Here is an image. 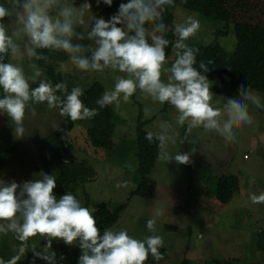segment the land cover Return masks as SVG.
I'll return each instance as SVG.
<instances>
[{
	"label": "clouds",
	"instance_id": "clouds-1",
	"mask_svg": "<svg viewBox=\"0 0 264 264\" xmlns=\"http://www.w3.org/2000/svg\"><path fill=\"white\" fill-rule=\"evenodd\" d=\"M101 3L111 7L114 0H95L97 7ZM169 7H175V0H127L120 2L108 19L93 16L89 23L85 17L92 11L91 0L78 5L76 0L74 4L66 0L0 2V114L11 119L16 137L25 135L26 111L31 108L35 112L33 105L59 109L62 117L76 122L94 118L105 107L119 109L121 103H131L140 93L176 110L175 124L185 128L181 144H195L192 133L199 128L218 134L226 144L235 143L236 129L253 123L249 106L264 108V103L253 90L240 85L238 98H226L222 108L214 107L212 84L204 74L212 61H201L197 68L199 49L187 43L197 36L200 22L191 16L175 22L176 39L169 41L163 16ZM170 44L175 55L171 63L166 53ZM45 52L66 54L82 73H111L114 87L96 100L98 108L87 107L81 99V87L69 91L66 83L53 84L43 78L38 62L47 61ZM25 55L28 71L21 62ZM144 112L151 115L150 108ZM158 127V132L147 131L145 136L149 143H157L158 159L191 165L196 148L172 153L169 149L177 143L178 133L169 121H160ZM128 183L115 187H127ZM56 187V177L47 173L22 184L0 178V234L11 233L19 241L15 255L7 261L0 259V264H18L29 251L30 264L38 259L60 264L65 257L57 258L53 241L79 247L78 264H146L149 256L155 261L164 259L160 252L164 239L156 234L157 218L164 215V209L157 208L147 220L146 227L153 234L144 239L130 236L125 229L101 232L92 211L69 192L57 198ZM249 199L253 204H264V192L249 193ZM37 238L44 241L42 246Z\"/></svg>",
	"mask_w": 264,
	"mask_h": 264
},
{
	"label": "rangeland",
	"instance_id": "rangeland-1",
	"mask_svg": "<svg viewBox=\"0 0 264 264\" xmlns=\"http://www.w3.org/2000/svg\"><path fill=\"white\" fill-rule=\"evenodd\" d=\"M66 2L74 4L75 0H66ZM81 2L82 0H76L77 5ZM91 3L92 11L85 17L89 23L93 16L99 17L102 11V3L99 7L96 6L95 0H91ZM181 12L183 11H180V7L175 9L174 23L183 22L191 16L198 19L201 25L197 36L187 41L191 47L197 48L203 41L212 44L215 32L223 28L221 21L207 19L198 13L183 12L182 14ZM173 26L171 30L175 40ZM215 42L227 54H231L235 49L236 42L231 33L217 38ZM82 43L87 45L91 42ZM174 59L173 49L169 58L170 63ZM21 62L28 71L29 60L26 55ZM50 64L61 73L62 82L67 84L69 91L74 86L88 87L94 82L101 84L104 92L114 87L111 73H82L70 62L67 55L65 61L50 62ZM43 71V78L47 79L46 71L44 69ZM164 79L166 80V76ZM210 83L214 107L222 108L226 98L239 97V87ZM254 94L264 103V95L256 92ZM32 107L35 108V112L31 108L26 111L25 135L22 138L16 137L15 125L12 123L11 140L16 144L19 152L16 156L7 158L4 167L0 170V178L7 181L14 179L22 184L27 180L41 179L43 173L54 175L57 180L58 167L43 166L38 161L35 151L43 139L61 126L62 116L59 114V109H48L46 104ZM110 107L118 118L113 137V140L118 142L112 150L106 151L90 146L86 139L89 120L73 122L72 130L63 136L62 139L71 146L74 162L84 161L93 170L91 179L74 181L67 191L76 196L92 213L101 204H106L109 210L119 205H126L119 220L110 229L114 231L125 229L130 236L137 239H144L153 234L147 229L146 222L153 218L157 208L164 209V215L157 218L156 234L160 235L163 232L164 225L174 226L176 234L173 241L163 237L165 250L160 248V252L164 259L155 261L149 256L146 264H179L184 257L193 264L217 261L264 264V252L257 250L256 243L257 235L264 233V204H253L249 199V193L259 195L264 192V108L249 106L253 123L236 129L235 143L226 144L218 134L205 132L199 128L194 129L192 133L195 144L187 142L181 144L180 140L184 136L185 128L175 124L177 113L171 105L154 103L150 98L145 99L137 93L131 98V103H121L119 109ZM145 108L151 109L150 116L145 115ZM140 113L145 132H158L160 121H169L173 124L178 136L177 143L170 146L169 150L172 153L190 152L193 147L196 148V152L192 155L193 163L188 166L178 165L175 162L167 164L157 157L148 178L156 183L158 189L150 200L137 196L130 197L131 192L137 187L134 141ZM9 130L7 121L3 118V114H0V135L5 138ZM203 162H206L204 164L206 167L200 165ZM220 165L222 166L220 172L223 175H233L238 178L240 191L225 210L214 213L212 205L208 202V196L213 191L215 178L220 177L218 171L214 175L211 172ZM253 179L254 183H252ZM124 181H129L127 187L119 189L115 187L117 183ZM54 193L57 198L61 196L58 187L54 189ZM36 242L40 246L44 244L39 238ZM18 246L19 241L11 233L0 234V259L9 260L15 255ZM37 250H40V247ZM52 250L56 252L57 258L60 255L65 257L60 264H78V257L81 254L79 247H68L62 241H53ZM31 259L32 253L29 251L18 264H30ZM36 264H45V262L38 259Z\"/></svg>",
	"mask_w": 264,
	"mask_h": 264
},
{
	"label": "trees",
	"instance_id": "trees-1",
	"mask_svg": "<svg viewBox=\"0 0 264 264\" xmlns=\"http://www.w3.org/2000/svg\"><path fill=\"white\" fill-rule=\"evenodd\" d=\"M120 2H127V0H114L111 7L102 3V11L99 16L108 19L117 11ZM178 7H180V11L198 13L207 19L223 23V28L215 32L212 44L203 41L197 47L199 49L197 68H199L201 61L205 64L212 61L211 64H207L210 70L204 73L209 81L234 87L243 85L246 89L264 95V0H175V7H169L163 13L164 22L169 27L165 38L169 41H174L171 27L174 23V11ZM183 12L181 13L183 14ZM229 33L233 35L236 42L235 49L231 54L225 53L215 42L217 38L225 37ZM172 50L170 44L166 49L168 58H170ZM45 55L48 56L47 61L42 60L38 63L46 71L47 79L53 84L62 82L63 76L50 62H63L66 60V55L64 53L48 52H45ZM80 87L84 90V95L81 97L84 104L89 108H98L96 100L104 93L102 85L94 82L88 87L83 85ZM3 118L7 121L10 130L7 131L5 138L0 135V170L4 167L7 158L16 156L19 152L18 147L11 140V134L13 133L11 119L4 114ZM117 119V115L110 106L99 109V114L89 120V127L86 129V139L91 147L110 151L113 146L117 145L118 141L113 140ZM72 128L73 122L67 117H62L61 126L43 139L35 151L38 161L43 166L58 167L56 183L61 196L68 192L67 189L72 182L84 181L93 177V170L86 162H74L70 144L62 139ZM143 128L144 123L141 121L140 113L134 141L137 161L135 175L137 187L135 191L131 192L130 197L137 196L150 200L153 199L158 188L156 183L148 178V175L154 167L159 149L156 142L149 143L146 140V132ZM204 164L206 162L200 165L206 167ZM221 169V165L216 166V169L211 172L212 175L217 171L220 173V177L215 178L213 191L208 196V202L212 205L214 213L225 210L233 197L240 191L238 178L233 175H223L220 172ZM85 199L87 201V195H85ZM125 207L126 205H119L115 209L109 210L106 204L99 205L93 215L101 232L110 229L117 223ZM163 229V232H161L162 237L173 241L176 234L175 227L164 225ZM256 243L257 250L261 253L264 252V233L257 235ZM161 250L164 251L165 247ZM179 264L193 263L184 257L179 261ZM206 264L239 263L237 261H225L224 263L217 261L207 262Z\"/></svg>",
	"mask_w": 264,
	"mask_h": 264
}]
</instances>
